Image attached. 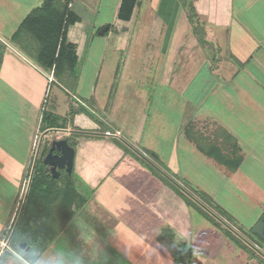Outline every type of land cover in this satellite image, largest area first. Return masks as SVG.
Instances as JSON below:
<instances>
[{"label": "crops", "instance_id": "0c3cea01", "mask_svg": "<svg viewBox=\"0 0 264 264\" xmlns=\"http://www.w3.org/2000/svg\"><path fill=\"white\" fill-rule=\"evenodd\" d=\"M125 1L0 0V243L10 238L45 131H67L48 134V144L76 142L74 170L61 177L75 175L92 193L60 181L61 198L54 192L33 207L18 242L26 258L11 240L10 250L0 245V264H52L71 222L93 233L65 241L66 256L81 264H180L159 242L169 230L192 249L186 264H264L121 141L179 183L185 176L196 186L206 172L215 186L205 193L251 231L264 216V0H136L132 11ZM50 87L49 114L65 127L43 130ZM232 177L248 206L257 200L250 226L225 202ZM243 236L262 251L264 239Z\"/></svg>", "mask_w": 264, "mask_h": 264}, {"label": "trees", "instance_id": "16d2710c", "mask_svg": "<svg viewBox=\"0 0 264 264\" xmlns=\"http://www.w3.org/2000/svg\"><path fill=\"white\" fill-rule=\"evenodd\" d=\"M130 0L125 1V5H128ZM136 0H131V6L129 7V10L132 11L134 3ZM43 125L44 129L49 128H63L65 127V122L61 121V119L55 115L52 114H46L43 116ZM193 141L197 144L198 149L203 152L207 153L208 155H212L210 152H206L200 145V142L197 139H193ZM152 156L157 161V156L153 153ZM144 162V161H143ZM158 162V161H157ZM147 168L156 176L158 177L167 187H169L171 190H173L179 197H181L186 205L189 208H192L196 210L199 214H201L207 221H209L212 225H214L216 228H218L220 231L224 233L225 236H227L229 239L233 240L241 249L249 253L251 258L257 257L260 258L257 253L251 249L249 246H247L242 240H240L238 237H236L232 232H230L228 229H226L221 223H219L216 219H214L211 215H209L207 212H205L201 207H199L194 201H192L189 197H187L185 194H183L175 185H173L170 181H168L165 177H163L158 171H156L152 166L145 163ZM160 164V163H159ZM229 166V165H227ZM239 166V162L236 165H232L231 169L236 170ZM230 167V166H229ZM49 175L47 172H45V166L41 163V161L38 162L35 175L33 178L32 186L30 189V193L28 196V200L26 203L25 210L23 212L22 218L20 220V223L14 233V236L12 238V242L16 244V242H19L21 239V235L27 231V229L30 226V221L32 219L31 215L35 211L33 207H36L38 205V202L46 203L48 201V196L54 192H56L57 198H61L64 192V188L59 185L60 180H56L53 178L48 177ZM51 176V175H49ZM180 183L195 197H197L199 200H201L203 203H205L209 208H211L215 213H217L220 217H222L224 220H226L230 225L235 227L239 232H242V226L237 222V220L230 215L227 211H225L221 206L216 204L214 200L207 195L205 192L199 190L198 188L194 187L189 181H187L184 178L180 179ZM77 192V190H75ZM53 196V194L51 195ZM34 214V213H33ZM260 221L264 222V216L261 218ZM12 231V230H11ZM11 233V232H10ZM9 233V234H10ZM249 239L251 241L255 242L253 239H256L260 242L263 241V239L255 234L252 233V230L249 234ZM261 240H259V239ZM30 239L25 238L23 240L24 243H27L29 246ZM159 242L161 246L167 250L173 258L179 262L180 264H186L187 260L189 258V255L192 253V249L183 242H178L176 239V235L173 231L169 230L168 232L162 234L159 238ZM187 253V258H184V254ZM261 259V258H260ZM262 262H264L263 259H261Z\"/></svg>", "mask_w": 264, "mask_h": 264}, {"label": "water", "instance_id": "95a60500", "mask_svg": "<svg viewBox=\"0 0 264 264\" xmlns=\"http://www.w3.org/2000/svg\"><path fill=\"white\" fill-rule=\"evenodd\" d=\"M108 31H109V26H106L99 32V34L103 36ZM62 132H67V131L63 129H49L45 131L40 138V141L37 147L36 158H35L32 170H31L25 197H24L19 215L15 222L14 228L10 235V238L7 241V247H5L4 250H10L9 244L13 238V235L20 223L23 212L25 210L38 162L39 161L42 162L43 166H45V172L51 175L53 179H60L62 171H65L69 175H71L74 170L75 156H76V148H75L76 142H74V144H70L68 140L61 139V140L52 141L50 144H48L47 139H45V137L50 133H62ZM73 132L81 133L78 131H73ZM94 135H100V134L94 133ZM121 141L125 145H127L132 151H134L139 157H141V159H143L147 164L152 166L163 177H165L168 181H170L173 185H175L183 194H185L192 201H194L205 212L211 215L214 219H216L219 223H221L226 229H228L236 237L242 240L247 246L253 249L259 256L264 258V253L256 245H254L246 237H244L235 227L230 225L226 220H224L217 213H215L205 203H203L201 200L195 197L192 193H190L185 187H183L179 182L174 180L170 175H168L159 166L153 163L149 158H147L145 155L140 153L135 147H133L131 144H129L127 141L123 139ZM252 233L264 239V222L260 221L259 223H257L255 227L252 229ZM22 248H25V245H23Z\"/></svg>", "mask_w": 264, "mask_h": 264}, {"label": "rangeland", "instance_id": "374dc122", "mask_svg": "<svg viewBox=\"0 0 264 264\" xmlns=\"http://www.w3.org/2000/svg\"><path fill=\"white\" fill-rule=\"evenodd\" d=\"M76 72L78 73L79 71H76ZM46 90H47V95L44 98L42 110L40 112L42 116H44L45 113L48 115L51 111V100L49 98L51 87L49 88V90H48V88ZM35 145H38V139L37 138L35 140ZM36 153H37V148H35L34 152H33V161H31L32 167H33V164H34V161L36 158ZM211 168L218 169V167L214 166L213 164H212ZM203 170L205 171V167H199V166L196 167L197 173L200 171H203ZM206 170H209V169L207 168ZM193 172H194V170H193ZM75 177H76L75 175L73 177H69L67 174H63V176L59 180L61 181V185L64 188L72 186L74 191L75 190L82 191L85 194V196L89 197L92 194L91 191L88 188H86L85 185H83V183L81 181H79L78 179H76ZM180 178H181V176H180ZM195 179H196V183H194V184L196 186H194V187L198 188L199 190H201L203 192H206V193L208 192V191H204L205 190V189H203L204 187L206 189L210 190L211 187L215 186V185H213V180L209 178V176L206 174V172L204 174L201 173V174L197 175V177L195 176ZM237 179H238V177H232V181L228 180L227 185L223 189V196H225V199H227V201H225V202L227 203L229 208H231V210H233L236 214H238L239 217L241 216L240 219L243 220L245 226H250L251 222L258 216L259 211L258 212L256 211L257 200L251 196L252 197V199H251L252 205H250V206L247 205L246 199H245L247 194H244L241 191L242 189L237 187L238 184H236V182H235ZM216 190L219 191V189H216ZM232 193L238 194V195H232ZM254 203H255V206H254ZM246 206H247V208H246ZM78 208L79 207H77V205H75V208H74L75 212L78 211ZM78 215H80V212L78 213ZM74 226H78V224L77 223L72 224V222H71V225H70L68 232H65L63 235V238H61V241L59 242L60 244L57 246V250H58L57 254L58 255L54 254V260L50 261V262H52V264H81L75 258L76 256L75 257L72 256L73 254H71L70 257L66 256L67 253L65 254L64 251H66L67 248H69V247H67L68 245L65 247L66 242H67L66 239H71V238L83 239V236H84V239H86V238L92 239L91 235H93V233L89 234V232H88L87 234H83V233L81 234L80 230H78V231H77V229L75 230ZM94 233L96 234V232H94ZM240 233L243 235L244 234L249 235L250 231L245 230V228H242V232H240ZM72 240H74V239H72ZM259 240H261V239H259ZM15 245L18 246L19 245L18 242H16ZM76 247H77V245H72V247H70V249H72V252L76 251ZM17 250L22 254L23 258H26L24 256V252L22 250L21 244L18 246ZM262 251L264 252V248L262 249ZM184 258L185 259L187 258V253L184 254ZM261 259L264 260V258H262V257H261ZM232 260H233V258H232Z\"/></svg>", "mask_w": 264, "mask_h": 264}, {"label": "built area", "instance_id": "2783aa9c", "mask_svg": "<svg viewBox=\"0 0 264 264\" xmlns=\"http://www.w3.org/2000/svg\"><path fill=\"white\" fill-rule=\"evenodd\" d=\"M105 136L108 137V138H117V139H121L122 134H121V132H119V131H116V132L106 131V132H105ZM0 245H1V249H5V247H7V242H6V241H2V242L0 243Z\"/></svg>", "mask_w": 264, "mask_h": 264}, {"label": "clouds", "instance_id": "9594fccd", "mask_svg": "<svg viewBox=\"0 0 264 264\" xmlns=\"http://www.w3.org/2000/svg\"><path fill=\"white\" fill-rule=\"evenodd\" d=\"M17 259L20 260L21 258L19 256H17ZM21 264H23V262H21Z\"/></svg>", "mask_w": 264, "mask_h": 264}]
</instances>
